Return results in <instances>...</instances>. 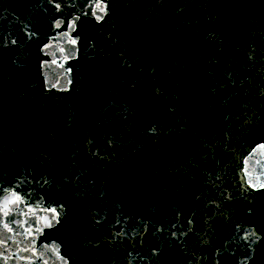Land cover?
Segmentation results:
<instances>
[{
    "label": "water",
    "instance_id": "1",
    "mask_svg": "<svg viewBox=\"0 0 264 264\" xmlns=\"http://www.w3.org/2000/svg\"><path fill=\"white\" fill-rule=\"evenodd\" d=\"M0 264H264V0H0Z\"/></svg>",
    "mask_w": 264,
    "mask_h": 264
}]
</instances>
